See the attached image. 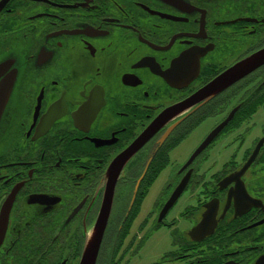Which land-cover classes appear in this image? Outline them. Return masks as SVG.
Wrapping results in <instances>:
<instances>
[{
	"label": "flooded vegetation",
	"instance_id": "obj_1",
	"mask_svg": "<svg viewBox=\"0 0 264 264\" xmlns=\"http://www.w3.org/2000/svg\"><path fill=\"white\" fill-rule=\"evenodd\" d=\"M263 47L264 0H5L0 264H78L96 223L95 264H264V63L185 105Z\"/></svg>",
	"mask_w": 264,
	"mask_h": 264
},
{
	"label": "water",
	"instance_id": "obj_2",
	"mask_svg": "<svg viewBox=\"0 0 264 264\" xmlns=\"http://www.w3.org/2000/svg\"><path fill=\"white\" fill-rule=\"evenodd\" d=\"M3 1L4 0L0 1V5L3 3ZM8 62H10V60H6L3 63H8ZM262 63H264V48L235 62L230 67H228L227 69L222 71L220 74L215 76L210 82H208L206 85L198 89L188 99V101H186L185 105L212 97L213 95L217 94L222 89L230 85L233 81L241 78L242 76L252 71L253 69H255L257 66H259ZM169 112L170 111H167L159 115L153 121V123H151V125L141 135H139V137L132 144V146H130L123 152V154L126 155L127 153L128 154L131 153L135 147H137L142 141L147 139L155 131V128L158 126V123H160L169 114ZM226 122H227V119L224 120L220 125L216 126L206 136L203 142L198 146L196 151L192 154V156L198 153V151L202 149L213 138V136L220 130V128ZM116 163L117 162L114 161L112 164H110L109 169H108L107 175L109 177L108 179L109 188L107 189V194L105 196V201H104V207H103V217L104 218L107 217L108 212H109L114 181L116 180V177L118 175L119 168L116 167ZM245 168L246 166H244L242 169H245ZM185 181H186V178H184L183 181L179 185H177L172 195L170 196L169 200L167 201L166 207H168L175 200V198L179 195V193L182 191ZM210 215H211V212L209 210L207 213L204 214L198 227H200L201 223H205ZM103 220L105 222V219ZM102 232H103V225H101L100 227L98 223H96L86 240L79 264H94L95 263L96 253L98 250Z\"/></svg>",
	"mask_w": 264,
	"mask_h": 264
},
{
	"label": "rangeland",
	"instance_id": "obj_3",
	"mask_svg": "<svg viewBox=\"0 0 264 264\" xmlns=\"http://www.w3.org/2000/svg\"><path fill=\"white\" fill-rule=\"evenodd\" d=\"M177 166H167L166 169L162 171L160 176L157 178V180L153 183L151 186V190L149 193V205L152 206L154 199L157 195L158 190L163 185L164 181L168 178L169 173L173 172ZM185 196L180 198L178 205H182L184 203ZM168 237L164 236L163 234H157L156 236H152L149 241V247L151 249V253H154L155 255H158L161 253V251L165 248V245L168 241Z\"/></svg>",
	"mask_w": 264,
	"mask_h": 264
}]
</instances>
